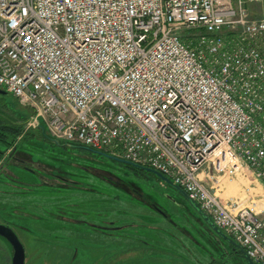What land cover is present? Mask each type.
<instances>
[{
  "label": "built area",
  "instance_id": "obj_1",
  "mask_svg": "<svg viewBox=\"0 0 264 264\" xmlns=\"http://www.w3.org/2000/svg\"><path fill=\"white\" fill-rule=\"evenodd\" d=\"M0 89L28 128L165 175L264 264V209L217 195L245 168L264 181V18L245 0H0Z\"/></svg>",
  "mask_w": 264,
  "mask_h": 264
},
{
  "label": "rangeland",
  "instance_id": "obj_2",
  "mask_svg": "<svg viewBox=\"0 0 264 264\" xmlns=\"http://www.w3.org/2000/svg\"><path fill=\"white\" fill-rule=\"evenodd\" d=\"M245 1L253 17L264 18V2ZM0 113L26 121L25 130L33 118L10 94L0 96ZM27 131L16 157L29 170L14 160L0 164V223L19 235L26 264H247L155 175L41 130ZM227 184L237 194L232 200L264 209V181L253 171L221 180L217 195L225 202L231 200ZM0 246L10 263L9 246L1 239ZM3 256L0 264H6Z\"/></svg>",
  "mask_w": 264,
  "mask_h": 264
},
{
  "label": "water",
  "instance_id": "obj_3",
  "mask_svg": "<svg viewBox=\"0 0 264 264\" xmlns=\"http://www.w3.org/2000/svg\"><path fill=\"white\" fill-rule=\"evenodd\" d=\"M8 93L2 89H0V96H7ZM98 154H101L109 159H112L116 162L119 163H123L126 164L128 166H132L134 168H138L140 170L149 172L153 175H155L157 178H159L162 182L166 183L167 185L171 186L172 188L176 189L183 197L184 199L189 202L193 208L198 212V214L200 215V219L207 224V226L211 229V231L215 234V236L219 239V240H224L227 241L230 245L233 246L234 250L238 253H240V255L246 260L247 264H255L250 257L246 254L245 250L242 249L237 243H235L231 238H229L227 235H225L213 222L212 220L202 211V209L199 207V205L194 202L193 200H191L189 198V196L187 195V193L182 190L180 187H178L177 185H175L168 177H166L165 175L161 174L158 171H155L151 168H147V167H143L137 164H134L132 162L129 161H125L119 158H115L113 156H110L108 154H105L103 152H97ZM162 215H165L167 217V215L165 213H163L162 211L160 212ZM168 218V217H167ZM0 236L4 237L13 247L14 249V256H13V264H25L26 262V253H25V249L23 247V245L21 244V242L19 241L18 237L16 236V234L14 233V231L4 225H0Z\"/></svg>",
  "mask_w": 264,
  "mask_h": 264
},
{
  "label": "trees",
  "instance_id": "obj_4",
  "mask_svg": "<svg viewBox=\"0 0 264 264\" xmlns=\"http://www.w3.org/2000/svg\"><path fill=\"white\" fill-rule=\"evenodd\" d=\"M26 121L23 123L16 122L13 119H8L0 113V164L6 163L9 156H14L18 153V142L25 139L30 132L25 130ZM41 130L44 135H48L46 129L42 126L37 128ZM93 150V149H91ZM96 153L98 151H95Z\"/></svg>",
  "mask_w": 264,
  "mask_h": 264
},
{
  "label": "flooded vegetation",
  "instance_id": "obj_5",
  "mask_svg": "<svg viewBox=\"0 0 264 264\" xmlns=\"http://www.w3.org/2000/svg\"><path fill=\"white\" fill-rule=\"evenodd\" d=\"M8 155H9V153L7 154V156H6V158L7 159H9V161L8 162H6V163H4V164H6V165H8L9 163H10V161L11 160H14L15 162H14V165H16L17 167H20V168H23V169H25V170H29V167H27L25 164V161L23 160V159H21V158H19V157H16V155H14V156H9V158H8ZM1 164H3V163H1ZM149 173V172H148ZM74 223V222H73ZM0 225H4V226H7V227H9V228H11L10 227V225H8V223H5V222H2V223H0ZM13 231H14V228H11ZM100 231V230H99ZM14 233L16 234V236L18 237V239H19V241L21 242V244L23 245V247H24V244H23V242H22V240L20 239V237H19V235L17 234V232L16 231H14ZM0 239L3 241V242H5L8 246H9V248H10V252H11V258H10V263H9V259L7 260L6 259V255H8L7 254V252H3L2 251V247L0 246V257L2 256V254H4L5 256H3V258H4V260H5V263L6 264H13V256H14V249H13V247H12V245L4 238V237H2V236H0ZM24 249H25V247H24ZM25 253H26V249H25ZM8 257V256H7ZM7 260V261H6ZM3 263H4V261H3ZM25 264H26V262H25Z\"/></svg>",
  "mask_w": 264,
  "mask_h": 264
},
{
  "label": "bare ground",
  "instance_id": "obj_6",
  "mask_svg": "<svg viewBox=\"0 0 264 264\" xmlns=\"http://www.w3.org/2000/svg\"><path fill=\"white\" fill-rule=\"evenodd\" d=\"M247 182H248L249 184H250V182H251L250 179H249V177H247ZM229 186H230V185L227 184V185H226L227 188H225V189H231ZM232 186H233V185H232ZM220 187H222V186H220ZM225 195L228 196L229 199L231 198V200H232V198H235V197H233V195H236V196H237V194L235 193V190H234L233 188H232L231 190H228V191L225 190ZM232 201L238 202V201H236V200H234V199H233ZM238 203H239V202H238ZM239 205H240L241 207H243V206H245L246 204L243 205V204L239 203Z\"/></svg>",
  "mask_w": 264,
  "mask_h": 264
}]
</instances>
